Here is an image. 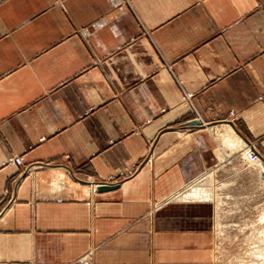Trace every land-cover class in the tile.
<instances>
[{
	"label": "crops",
	"instance_id": "0c3cea01",
	"mask_svg": "<svg viewBox=\"0 0 264 264\" xmlns=\"http://www.w3.org/2000/svg\"><path fill=\"white\" fill-rule=\"evenodd\" d=\"M228 133L264 160V0H0V264H209Z\"/></svg>",
	"mask_w": 264,
	"mask_h": 264
},
{
	"label": "rangeland",
	"instance_id": "374dc122",
	"mask_svg": "<svg viewBox=\"0 0 264 264\" xmlns=\"http://www.w3.org/2000/svg\"><path fill=\"white\" fill-rule=\"evenodd\" d=\"M232 144L234 150L218 167L199 179L203 185L196 183L183 194L194 187L206 189L214 202V258L209 264H264V180L258 166L242 154L244 147L238 148L236 141ZM247 146L255 149L251 143ZM21 168L23 174L31 169L24 168V162Z\"/></svg>",
	"mask_w": 264,
	"mask_h": 264
},
{
	"label": "bare ground",
	"instance_id": "6f19581e",
	"mask_svg": "<svg viewBox=\"0 0 264 264\" xmlns=\"http://www.w3.org/2000/svg\"><path fill=\"white\" fill-rule=\"evenodd\" d=\"M228 136H232V134L229 133L227 135H219L218 139L222 140V152L219 154V158L221 160H223L224 158H226L227 156H225V148H231L229 143H228ZM236 140L237 143V147L238 148H243V155L245 158H247L249 161H251L252 164L257 165L260 167V172H263V163L260 159V157L257 155V153L249 146H247L246 144L242 143V139H239L238 136H233ZM210 192H208L206 189H202V188H197V189H191L190 191H188L185 196L187 197V200H198V201H209L211 200V195H209Z\"/></svg>",
	"mask_w": 264,
	"mask_h": 264
},
{
	"label": "built area",
	"instance_id": "2783aa9c",
	"mask_svg": "<svg viewBox=\"0 0 264 264\" xmlns=\"http://www.w3.org/2000/svg\"><path fill=\"white\" fill-rule=\"evenodd\" d=\"M252 149L255 150L254 148H252ZM257 155L259 156V154H257ZM4 165L22 167L23 166V158L19 157V156H11L5 160ZM89 261H90V256L87 255L82 260V264H89Z\"/></svg>",
	"mask_w": 264,
	"mask_h": 264
},
{
	"label": "water",
	"instance_id": "95a60500",
	"mask_svg": "<svg viewBox=\"0 0 264 264\" xmlns=\"http://www.w3.org/2000/svg\"><path fill=\"white\" fill-rule=\"evenodd\" d=\"M194 125L197 126V123L192 122L190 124V126H194ZM262 163H263V172L261 173L260 176L264 180V160L262 161ZM113 188H114L113 186H107V185L100 184V185L97 186L96 190L97 191H101V190H107V189H113Z\"/></svg>",
	"mask_w": 264,
	"mask_h": 264
}]
</instances>
